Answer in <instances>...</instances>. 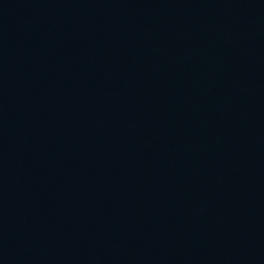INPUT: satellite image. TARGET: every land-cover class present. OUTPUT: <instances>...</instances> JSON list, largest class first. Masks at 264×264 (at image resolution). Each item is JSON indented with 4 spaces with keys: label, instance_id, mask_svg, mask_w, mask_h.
<instances>
[{
    "label": "water",
    "instance_id": "95a60500",
    "mask_svg": "<svg viewBox=\"0 0 264 264\" xmlns=\"http://www.w3.org/2000/svg\"><path fill=\"white\" fill-rule=\"evenodd\" d=\"M0 264H264V0H0Z\"/></svg>",
    "mask_w": 264,
    "mask_h": 264
}]
</instances>
